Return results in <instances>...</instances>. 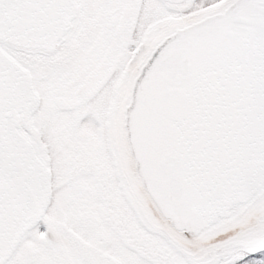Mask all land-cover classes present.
Segmentation results:
<instances>
[{
    "label": "snow or ice",
    "instance_id": "snow-or-ice-1",
    "mask_svg": "<svg viewBox=\"0 0 264 264\" xmlns=\"http://www.w3.org/2000/svg\"><path fill=\"white\" fill-rule=\"evenodd\" d=\"M0 264H264V0H0Z\"/></svg>",
    "mask_w": 264,
    "mask_h": 264
}]
</instances>
